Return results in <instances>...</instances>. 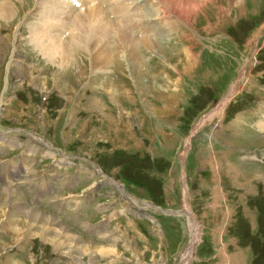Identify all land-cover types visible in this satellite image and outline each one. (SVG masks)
<instances>
[{"label": "rangeland", "instance_id": "rangeland-1", "mask_svg": "<svg viewBox=\"0 0 264 264\" xmlns=\"http://www.w3.org/2000/svg\"><path fill=\"white\" fill-rule=\"evenodd\" d=\"M47 1L0 18V264H184L188 211L189 264H264V0L83 52L66 22L68 63L31 39Z\"/></svg>", "mask_w": 264, "mask_h": 264}, {"label": "bare ground", "instance_id": "bare-ground-1", "mask_svg": "<svg viewBox=\"0 0 264 264\" xmlns=\"http://www.w3.org/2000/svg\"><path fill=\"white\" fill-rule=\"evenodd\" d=\"M72 1H76L75 5L81 3L82 6L88 5L91 1V8H86L84 15L79 13L75 17H70L69 12L76 8L74 7V2ZM72 1H68L67 3L64 0L47 1V3L44 4L46 10L42 16L43 20L37 24L38 26L34 27L35 31L32 32L33 36L31 39H34L36 46L42 48L43 52L41 54L47 60L55 62V59H59L60 61L68 63L71 57L74 59L73 56L76 57L80 53L79 52L72 55V51L69 46H65L64 43L60 44L57 40L52 38L51 32L54 29H57L56 27L64 26L66 22L75 23V28L72 34H75V40L79 41V45L83 47V50H81L83 52L89 50L91 47L94 48V46H98V44H105L106 46L107 43H111L109 39L113 38L117 34L127 37L129 33L125 32L124 30L128 27L130 29L134 28L135 26H139V29L144 31H146L145 27H149L155 35H159L161 31V22L158 23L159 19L157 18L160 17V13L168 12L169 14L170 12V14H177L187 24L188 22L191 23L192 19L196 18V14L211 2V0H134L133 4L131 3L132 6L135 7L138 5L140 7H137V9H131L130 4L128 7L120 1L119 2L121 4L117 3L115 0H101L99 2L96 0ZM113 1H115L116 4L112 5ZM162 8L164 11H162ZM134 12H139V14H141V12L143 13L142 16L138 17L135 14L132 15ZM12 15L13 13L10 9L8 0H0V18L8 19L11 18ZM113 16L115 18L118 17V20H113ZM52 21L53 23L56 22V24L53 25V23H51ZM49 22L50 25L48 24ZM118 27H121V29L117 30ZM129 43L130 49L134 50L135 53L138 45L135 43L139 42L130 40ZM105 48L107 49V47ZM224 106L222 107L224 108ZM220 110L221 109L218 111ZM258 123L264 128V121L262 119ZM8 190V195L13 196L12 192L14 189L10 190L9 188ZM188 216L190 218L189 223L191 228V241L183 257L182 262H184V264H189L191 261L194 245L199 241L200 238L198 225H196V219L191 211H188Z\"/></svg>", "mask_w": 264, "mask_h": 264}]
</instances>
